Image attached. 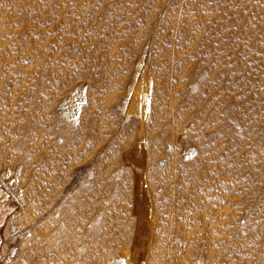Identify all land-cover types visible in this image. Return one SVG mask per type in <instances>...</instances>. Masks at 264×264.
<instances>
[{"label":"rangeland","instance_id":"rangeland-1","mask_svg":"<svg viewBox=\"0 0 264 264\" xmlns=\"http://www.w3.org/2000/svg\"><path fill=\"white\" fill-rule=\"evenodd\" d=\"M59 209L40 264H264V0H0V264Z\"/></svg>","mask_w":264,"mask_h":264},{"label":"bare ground","instance_id":"bare-ground-1","mask_svg":"<svg viewBox=\"0 0 264 264\" xmlns=\"http://www.w3.org/2000/svg\"><path fill=\"white\" fill-rule=\"evenodd\" d=\"M50 205L52 204L49 203L47 207H50ZM59 221L61 222L60 224L58 223ZM75 223H76V218H74L73 215L65 216L62 210L59 209L57 217L53 220L52 224H50L54 227L52 226L50 227L49 225L48 230L46 229L47 231L42 234L41 237L42 247L37 250L29 251L30 255H32L30 264H40L39 260L44 258L45 260L48 259L49 261L50 259H53L54 252L60 254L61 250L64 248V244L62 243L61 239L57 238V236H60V234L64 235L65 232L73 230L71 226L74 225ZM65 225L67 226L66 228L68 229L65 228ZM153 264H158V263H153Z\"/></svg>","mask_w":264,"mask_h":264}]
</instances>
